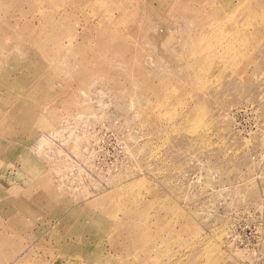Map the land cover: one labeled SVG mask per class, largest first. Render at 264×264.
<instances>
[{"label":"rangeland","instance_id":"374dc122","mask_svg":"<svg viewBox=\"0 0 264 264\" xmlns=\"http://www.w3.org/2000/svg\"><path fill=\"white\" fill-rule=\"evenodd\" d=\"M0 264H264V0H0Z\"/></svg>","mask_w":264,"mask_h":264},{"label":"built area","instance_id":"2783aa9c","mask_svg":"<svg viewBox=\"0 0 264 264\" xmlns=\"http://www.w3.org/2000/svg\"><path fill=\"white\" fill-rule=\"evenodd\" d=\"M230 237L232 238V241L234 242V244L236 245V246H241L242 245V242L240 241V239L241 238H236V235H234V234H231L230 235ZM257 246H258V244H257ZM256 246V247H257Z\"/></svg>","mask_w":264,"mask_h":264}]
</instances>
